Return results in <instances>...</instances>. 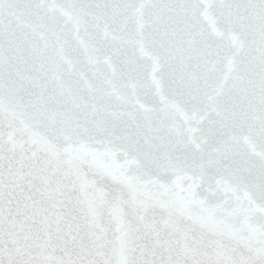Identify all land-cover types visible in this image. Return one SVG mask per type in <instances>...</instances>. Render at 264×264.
<instances>
[{"label": "snow or ice", "instance_id": "6c2138e0", "mask_svg": "<svg viewBox=\"0 0 264 264\" xmlns=\"http://www.w3.org/2000/svg\"><path fill=\"white\" fill-rule=\"evenodd\" d=\"M0 264H264V0H0Z\"/></svg>", "mask_w": 264, "mask_h": 264}]
</instances>
